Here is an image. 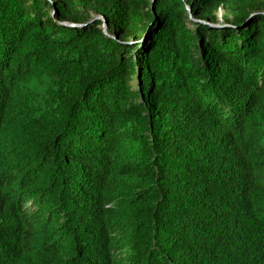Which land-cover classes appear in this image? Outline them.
Returning <instances> with one entry per match:
<instances>
[{
    "label": "trees",
    "instance_id": "obj_1",
    "mask_svg": "<svg viewBox=\"0 0 264 264\" xmlns=\"http://www.w3.org/2000/svg\"><path fill=\"white\" fill-rule=\"evenodd\" d=\"M0 264H264V0H0Z\"/></svg>",
    "mask_w": 264,
    "mask_h": 264
},
{
    "label": "water",
    "instance_id": "obj_2",
    "mask_svg": "<svg viewBox=\"0 0 264 264\" xmlns=\"http://www.w3.org/2000/svg\"><path fill=\"white\" fill-rule=\"evenodd\" d=\"M94 18H95V19H102V21H103V28L105 29L106 21H105V19L103 18V16L98 15V16H96V17H94ZM199 21H200V20H199ZM200 22L205 23V24H208L210 27H214V28H219V27H223V26H225L224 24H221V23H219V22H215V23L206 22V21H200ZM63 24H65V25H72V24L69 23V22H63Z\"/></svg>",
    "mask_w": 264,
    "mask_h": 264
},
{
    "label": "rangeland",
    "instance_id": "obj_3",
    "mask_svg": "<svg viewBox=\"0 0 264 264\" xmlns=\"http://www.w3.org/2000/svg\"><path fill=\"white\" fill-rule=\"evenodd\" d=\"M222 13H223V11H222V9L221 8H218L217 10H216V15H217V18H218V21L217 22H219V23H221L222 24ZM132 85H134V81L132 82Z\"/></svg>",
    "mask_w": 264,
    "mask_h": 264
}]
</instances>
